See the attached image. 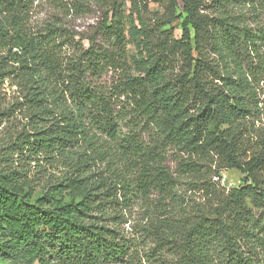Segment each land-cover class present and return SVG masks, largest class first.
<instances>
[{
	"label": "trees",
	"instance_id": "trees-1",
	"mask_svg": "<svg viewBox=\"0 0 264 264\" xmlns=\"http://www.w3.org/2000/svg\"><path fill=\"white\" fill-rule=\"evenodd\" d=\"M105 1L99 24L105 45L90 38L86 47L65 54L62 40L70 39L57 36L56 27L36 33L23 28L30 0H0V51L11 61L0 63V84L9 77L18 82L30 124L0 158V264L128 262L133 255L115 227L117 206L130 200L133 189L147 193L170 184V175L155 164L168 146L213 156L219 168L239 170L243 182L219 193L206 182L205 207L161 224L156 234L172 257L158 264H264V132L254 123L261 110L255 84L264 80L263 36L242 10L255 3L182 0L176 37L166 26L177 16V0H168L165 17L154 21L146 19L150 0ZM129 41L140 73L127 65ZM115 69L120 75L110 88L93 81ZM149 130L155 132L152 144L142 138ZM106 141L124 166H139L135 178L121 171L113 179L85 175L90 160L102 159ZM23 152L69 159V173L36 191L10 159Z\"/></svg>",
	"mask_w": 264,
	"mask_h": 264
},
{
	"label": "rangeland",
	"instance_id": "rangeland-1",
	"mask_svg": "<svg viewBox=\"0 0 264 264\" xmlns=\"http://www.w3.org/2000/svg\"><path fill=\"white\" fill-rule=\"evenodd\" d=\"M260 1H263L262 4ZM167 2L168 0H150L146 19L154 21L157 17H165ZM177 2L178 6L175 10L177 16L166 27H172L175 36L180 37V25L184 12L182 0H177ZM253 2L255 3L254 9L250 5H246L242 10L244 13L247 10L248 18L245 20L249 22L253 31L263 36L258 42L261 56L264 59V0H253ZM126 7H129V2ZM106 8L105 0H30L26 14L22 18V25L27 32L33 33L41 32L47 25L56 27L57 36L65 33L68 35L65 37L72 40L69 42L65 38L62 40L64 45L62 53L71 54L78 49L79 45L86 47L87 40L90 38L94 39L98 45H105L99 24ZM125 14L129 15V11L126 10ZM135 23L137 22L135 21ZM1 56L4 58L2 59ZM127 57V65L132 67L131 72L140 73L141 70L133 62V59L136 58V49L131 41L127 44ZM0 63L5 67L11 65L6 50L0 51ZM119 75L117 69L108 70L93 81L102 88H110L117 81ZM255 87L261 110L255 117L254 123L262 133L264 132V80L255 84ZM17 101H20V104H17ZM21 103H23V97L18 82L11 77L6 78L0 84V158L4 156L5 150L15 140L19 132L30 129L28 111L20 108ZM124 123H128V121L124 120ZM144 127L146 129L147 125ZM120 128L123 132L126 131L122 123ZM154 134L155 132L152 130L144 131L142 134L144 142L152 144ZM97 135L100 140L107 139L106 136ZM115 147L113 143L106 141L101 147L105 153L102 159L94 158V162L90 160L85 175L91 173V180L99 179L101 176L113 179L116 173L121 171L127 179L135 178L139 172V166L133 164L124 166L119 160V153ZM82 148L80 149L83 151ZM74 151L72 156L77 158L79 153L77 150ZM87 153L89 154L88 150ZM10 159L14 161L16 170L27 175L26 178L31 180L36 191H41L45 185L66 176L71 163L69 159L57 158L55 161L41 155H38L36 159L30 158L24 152L14 154ZM192 160L196 162L194 167L184 164ZM3 164V160L0 159V166ZM155 164L160 165L170 175L172 181L165 187L163 184L156 186L147 193L133 189L130 200L117 206L119 218L115 227L129 242L133 258L128 259V262L116 264H158L161 260L168 261L172 257V252L166 248L168 244L157 237L156 231L159 230L160 225L189 218L197 209L205 207L210 202L209 190L204 187L206 182H214L215 193L231 187H238L243 182V175L239 170L219 168L215 157L189 156L188 153L172 146L160 149ZM120 195L119 192L118 197L121 201ZM260 235L264 236V233Z\"/></svg>",
	"mask_w": 264,
	"mask_h": 264
}]
</instances>
